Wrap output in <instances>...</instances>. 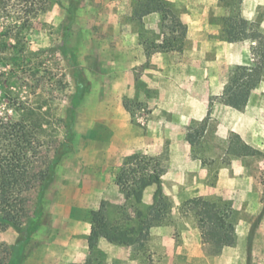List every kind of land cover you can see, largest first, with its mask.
<instances>
[{
	"label": "rangeland",
	"instance_id": "rangeland-1",
	"mask_svg": "<svg viewBox=\"0 0 264 264\" xmlns=\"http://www.w3.org/2000/svg\"><path fill=\"white\" fill-rule=\"evenodd\" d=\"M165 1L188 28L187 36L182 40L183 49L158 52L135 66L136 86L141 90L144 88L141 75L147 68L154 70L151 75H157L161 91L190 93L191 85V90L195 88L196 91L201 84L208 85L206 116L178 126L183 127L186 139L197 140L192 145V159L209 171L207 180L201 184L218 186L217 192L202 196L228 200L236 210V243L214 253L202 243L193 215L180 208L190 197L178 196L176 200L168 195L173 202L170 222L151 229L144 250L135 251L128 246L103 242L97 254L107 262L121 260L124 264H264V78L250 106L240 113L222 103L225 85L219 90L251 45L248 40L230 44L222 39L223 18L240 15L259 23L264 31V0ZM134 2L50 0L48 10L35 19L28 33L23 60L16 63L10 59L0 60V109L16 94L49 108L52 124L48 133L54 134L60 152L46 190L42 195L39 190L30 194L31 218L27 232H19L16 243L24 245V249L9 255L6 264H36L37 260L51 264V254L55 255V264H71L72 258L67 255L71 241L65 240L68 236L60 231H70L73 225L71 221L60 219L52 226L53 220H59L65 212L62 206L54 209V198L59 194L52 191L57 184L73 185L83 178L86 171L82 159L87 152L88 135L75 128V119L69 123L67 113L73 101L77 104L75 118L83 103L94 106L96 97L105 95L112 73L123 71L122 65L112 66L107 61L117 51L118 42L130 41L132 35V41L138 44L140 32L143 33L140 38H148V41L162 37L160 14L146 16L139 23L133 18ZM122 47L120 52L132 53L127 52L124 44ZM133 52L138 55L139 47L136 46ZM156 96L157 91L147 87L145 99L124 98L133 122L144 127L148 125L152 108L147 100ZM178 131L173 129L171 134L177 135ZM233 132H239L242 139L260 153L246 157L227 156L226 149ZM54 151V148L46 151L47 161L51 160ZM169 155L168 149L161 154L164 165H167ZM59 196L60 201L66 203L76 197L73 194ZM77 196L87 197L86 194ZM69 215L72 220L90 222L89 208L71 209ZM38 228L41 231L35 240L34 233ZM62 240L66 245L64 249L59 242Z\"/></svg>",
	"mask_w": 264,
	"mask_h": 264
},
{
	"label": "trees",
	"instance_id": "trees-1",
	"mask_svg": "<svg viewBox=\"0 0 264 264\" xmlns=\"http://www.w3.org/2000/svg\"><path fill=\"white\" fill-rule=\"evenodd\" d=\"M49 4L50 0H0V60L10 59L13 63L23 60L28 33L35 19L48 10ZM155 13L161 16L162 38L160 42L140 39L147 54L177 48L187 33L186 24L165 0H135L133 18L139 23ZM142 34L140 32L141 37ZM221 38L227 42L248 40L251 43L249 61L235 66L221 96L223 104L243 111L253 90L264 78V31L257 22L240 15H227L223 18ZM76 106L73 101L67 113L70 124ZM125 106L130 110L127 101ZM50 116V109H45L42 103L34 104L18 94L9 97L0 109V232L12 227L26 233L31 218L30 194L39 190L42 195L51 183L60 152L54 134L48 133L52 124ZM201 129L203 132L205 124ZM189 140L193 142L194 139L189 137ZM53 148V157L47 161V152ZM259 153L240 134L230 135L227 156L246 157ZM165 171L161 156L136 152L125 157L115 179L124 200L119 204L102 200L99 207L90 212L88 256L85 261L72 264H124L121 260L107 262L97 254L101 239L135 251L144 250L151 229L170 222L173 202L163 190ZM149 184H155L156 189L153 202L147 204L142 193ZM262 202L264 204V193ZM180 208L193 215L202 243L214 253L236 243V210L230 201L196 196L184 201ZM17 246L0 241V264H6L7 257Z\"/></svg>",
	"mask_w": 264,
	"mask_h": 264
},
{
	"label": "crops",
	"instance_id": "crops-1",
	"mask_svg": "<svg viewBox=\"0 0 264 264\" xmlns=\"http://www.w3.org/2000/svg\"><path fill=\"white\" fill-rule=\"evenodd\" d=\"M161 38L155 41L160 42ZM140 39L139 36V43L137 44L134 40L132 41L131 35L130 41L118 42L116 45L117 51L113 52L107 61L112 66L118 67L122 65L124 67L123 71L113 72L110 78L111 84L105 91L103 98L97 96L92 107L83 103L77 110L79 116L74 117L75 128L81 134L87 133L88 135V148L85 159H82L85 163L86 172L83 178L74 182L73 185L64 186L57 184L52 191L59 195H76L68 203L61 202V197L57 195L54 198L55 206H53L55 210L57 206H62L65 210L59 216V220H53V227L57 221L60 222V219H62L61 221H71L73 225L70 231H65L64 229L60 231L68 236L65 240L71 241L70 248H67V255L69 254L68 256L72 258L71 264L83 262L87 258V253H89L87 237L91 230V219L90 222H82L78 219L72 220L69 215L70 210L81 207V209L89 208L91 212L99 207L102 200H108L111 203H122L124 198L115 180L116 173L125 157L133 153L142 152L150 156H161L163 151L168 149L170 155L167 165L163 163L166 171L162 176V184L165 194L171 195L176 200H178V196L192 198L196 197V195H210L218 191V186L201 184L207 180L209 171L200 167L199 162H194L192 159V145L197 140L191 142L186 139L182 131L183 127L181 125L178 126L179 123L185 124L192 120H202L206 116L208 110V85L206 83L201 84L198 91L195 88L191 90V85L190 93L161 91L160 85L156 81L157 75H151L154 70L147 68L141 75L144 88L142 90L137 88L135 66L144 63L148 56H153L158 52H173L183 49V42H181L177 48L147 54L145 46ZM229 43L232 44L233 42ZM123 44L127 52L132 51V53L130 52L127 55L120 52L124 48L122 47ZM136 46L139 47L138 55L133 52ZM249 59L250 48L243 54L241 61L236 62V64L247 63ZM225 83H227V80L221 83L219 90L224 87ZM147 87L155 89L157 96L147 100L152 111L148 125L144 127L133 122L132 114L123 101L125 97L128 99H145ZM258 87L253 90L246 108L250 106L252 97L257 92ZM176 99L178 101H175ZM224 106L237 112L239 111L225 104ZM173 129L179 130L177 135L171 134ZM155 189V184H149L143 189L142 199L145 203L150 204L153 202ZM83 194H86L87 197L81 198L77 196ZM40 231V228L35 231V240H38L37 234ZM18 238L19 232L12 227L0 232V241L11 246L17 243ZM52 241L55 242L54 239ZM59 242L64 249L66 245L63 240ZM103 242L109 243L105 239H101L99 245ZM47 247L49 248L50 246L47 245ZM54 248L55 246H52V249ZM23 249L24 245H18L15 252ZM49 258L51 259V264H55V255L51 254ZM36 264H43V262L39 263L37 260Z\"/></svg>",
	"mask_w": 264,
	"mask_h": 264
}]
</instances>
